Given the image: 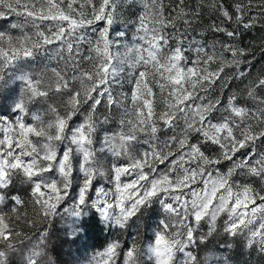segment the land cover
Segmentation results:
<instances>
[{"label": "snow or ice", "instance_id": "1", "mask_svg": "<svg viewBox=\"0 0 264 264\" xmlns=\"http://www.w3.org/2000/svg\"><path fill=\"white\" fill-rule=\"evenodd\" d=\"M0 21V264H55L57 218L73 242L136 227L87 264H230L219 237L264 257V69L240 41L264 0H0Z\"/></svg>", "mask_w": 264, "mask_h": 264}, {"label": "trees", "instance_id": "2", "mask_svg": "<svg viewBox=\"0 0 264 264\" xmlns=\"http://www.w3.org/2000/svg\"><path fill=\"white\" fill-rule=\"evenodd\" d=\"M3 23V21H0ZM158 219L156 213L148 214L140 224L141 234L151 235L150 229L155 226ZM71 221L68 218H57L50 225L52 232V257L56 264H73L79 260L80 264H87L86 257H91L103 243L111 240V235L116 230H110L102 227L96 219L88 222L87 232L80 239L73 240L66 237L65 229L69 227ZM136 227H132L126 232L117 231L116 238L122 242H130L129 234L136 233ZM226 244H232V247L225 250ZM209 248L216 251L217 258L228 257L230 264H264V257L258 252L242 248L238 242H233L230 238L225 241L223 237H219L209 245ZM217 249H219L217 251ZM17 259L18 257H14Z\"/></svg>", "mask_w": 264, "mask_h": 264}, {"label": "rangeland", "instance_id": "3", "mask_svg": "<svg viewBox=\"0 0 264 264\" xmlns=\"http://www.w3.org/2000/svg\"><path fill=\"white\" fill-rule=\"evenodd\" d=\"M207 21L208 18L206 17L205 22L207 23ZM262 37H264V29H262L261 25L258 23L253 28L245 31L242 37L240 38L241 46L246 47L250 50V54L247 57V59H249L252 62V65L254 66L253 72L264 69V47L261 46ZM239 84L240 81H235L233 86ZM116 236H117V231L111 235V240L118 239L116 238ZM105 244L106 243H103L98 250H101ZM80 263L82 262L77 260L74 261L73 264H80Z\"/></svg>", "mask_w": 264, "mask_h": 264}]
</instances>
